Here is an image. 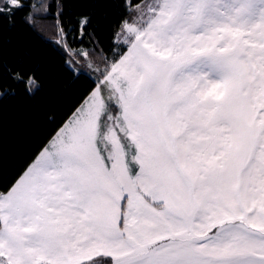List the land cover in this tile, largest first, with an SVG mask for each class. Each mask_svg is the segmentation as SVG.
I'll use <instances>...</instances> for the list:
<instances>
[{
	"label": "snow or ice",
	"instance_id": "6c2138e0",
	"mask_svg": "<svg viewBox=\"0 0 264 264\" xmlns=\"http://www.w3.org/2000/svg\"><path fill=\"white\" fill-rule=\"evenodd\" d=\"M26 6L0 0V128L49 87L18 42ZM65 6L23 19L39 31L55 8L85 85L0 176V264H264V0H92L67 21Z\"/></svg>",
	"mask_w": 264,
	"mask_h": 264
},
{
	"label": "trees",
	"instance_id": "16d2710c",
	"mask_svg": "<svg viewBox=\"0 0 264 264\" xmlns=\"http://www.w3.org/2000/svg\"><path fill=\"white\" fill-rule=\"evenodd\" d=\"M24 2L30 6L33 3L39 4L40 0H24ZM91 4L92 0H66L65 21L75 20L78 15L87 13ZM29 6L16 13L15 31L19 33L18 42L23 47L30 48L41 62L42 72L49 82V87L37 102V109L26 119H19L10 113L4 116L3 126L0 128V176L8 179L14 177L32 155L40 139L46 134V130L55 127L49 125L45 119L49 110L62 116L75 103L78 92L85 85L83 77L73 83L70 74L63 69V61L68 57L64 50L54 43L57 39L53 21L55 8L52 9V14L41 13L36 16V29L39 31H34L23 19L26 13L33 10ZM96 20H99L100 24L97 30L99 38L107 47L106 22L94 17V22ZM41 32L43 35L40 34ZM71 47H90V45L87 40H72Z\"/></svg>",
	"mask_w": 264,
	"mask_h": 264
},
{
	"label": "rangeland",
	"instance_id": "374dc122",
	"mask_svg": "<svg viewBox=\"0 0 264 264\" xmlns=\"http://www.w3.org/2000/svg\"><path fill=\"white\" fill-rule=\"evenodd\" d=\"M73 48V47H72ZM79 48H82V47H79ZM79 48H77V49H79Z\"/></svg>",
	"mask_w": 264,
	"mask_h": 264
}]
</instances>
